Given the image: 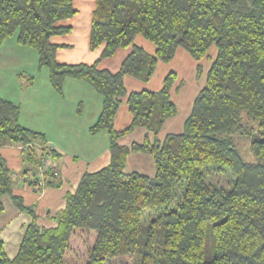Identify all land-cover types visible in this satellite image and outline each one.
I'll return each mask as SVG.
<instances>
[{
	"label": "trees",
	"instance_id": "trees-1",
	"mask_svg": "<svg viewBox=\"0 0 264 264\" xmlns=\"http://www.w3.org/2000/svg\"><path fill=\"white\" fill-rule=\"evenodd\" d=\"M75 13L73 0H0V48L15 37L37 51L58 91L73 77L102 96L90 132H107L111 161L83 174L56 226L40 227L35 211L13 193L12 171L0 152V197L10 195L34 219L13 259L0 240V264H264V0H96L91 49L103 46L101 58H107L133 45L116 72L58 62L59 45L51 38L70 32L58 22ZM138 35L155 45L154 54L134 45ZM180 47L198 62L217 49L183 131L121 145L139 127L157 135L178 111L170 95L175 72L158 91L128 93L125 76L149 81ZM126 96L132 121L118 130L115 117ZM20 114L19 104L0 95V148L45 141L20 123ZM242 136L254 161L236 145ZM23 151L34 167L56 155L45 147L40 154ZM135 152L153 156L154 175L126 172ZM224 169L233 176L227 186L207 180ZM45 174V184L53 185L57 172Z\"/></svg>",
	"mask_w": 264,
	"mask_h": 264
},
{
	"label": "crops",
	"instance_id": "crops-1",
	"mask_svg": "<svg viewBox=\"0 0 264 264\" xmlns=\"http://www.w3.org/2000/svg\"><path fill=\"white\" fill-rule=\"evenodd\" d=\"M73 3L76 13L71 18L58 22L59 26H69L70 32L57 34L51 38L53 43L59 45L56 54L58 62L63 64L97 63L101 69L118 71L123 60L132 51L133 45L119 48L111 57L101 58L103 46L97 49L90 47V33L96 0H73ZM134 45L142 47L150 54H154L156 50L155 45L142 35L136 37ZM8 49L16 50L11 58L7 55ZM25 49L28 48L19 45L15 37L8 40L0 48V67L8 63L7 60L18 63L29 61L27 58L29 52ZM216 55L217 49L212 47L209 56L198 62L180 47L172 61L158 63L156 71L149 81H141L130 75L125 76L124 82L128 93L141 90L158 91L163 87L166 76L170 72H175L178 78L170 95L178 111L175 116L166 120L157 135L139 127L130 134L122 136L118 142L121 145L131 146L133 143H143L146 138L151 142L156 137L163 141L170 133H181L185 121L192 111L195 98L205 86L207 73ZM33 77L34 75H29V81H32ZM47 79L49 81V76ZM84 91L86 92L81 90L64 92L61 96L62 100L59 104L62 107V113L59 114V120L62 123H70L71 117L74 116L81 120L83 113L86 115L81 121V130L77 128L64 135L69 139V147H66V151L61 149V145H58L59 141L51 135L48 126L50 120L46 119L43 112L37 109L40 103L45 104L48 100L57 103L59 98L57 99L55 92H16V94L0 92V95L5 99L20 105V123L28 129L43 133L45 141L42 144L51 152L53 150L56 153L55 156L49 154L45 157L49 160V168L53 172H57L58 177L53 185H45L42 190L37 191L23 180V176L38 167H34L26 160V152L21 148V143L4 145L0 148L2 156L12 171L13 193L21 196L25 207L35 211L36 221L40 227L56 226L57 215L66 206L67 193L77 189L83 174L98 171L111 161L108 134L104 131L99 134L90 132V127L101 113L103 98L98 92H92L90 88H85ZM41 98L44 99V102ZM25 102L29 103L27 111L24 110ZM59 120L57 119L58 123ZM84 120L86 121L84 122ZM131 121L132 115L126 96L122 99L116 114L115 126L118 130H122L127 128ZM44 147H35L34 149L40 154L41 148ZM125 170L128 173L136 171L152 176L156 172L154 158L152 155L142 152L130 153ZM0 205L2 206V210H0V240L3 243L6 256L13 259L19 251L27 227L34 219L28 212L20 210L8 194L0 197Z\"/></svg>",
	"mask_w": 264,
	"mask_h": 264
},
{
	"label": "rangeland",
	"instance_id": "rangeland-1",
	"mask_svg": "<svg viewBox=\"0 0 264 264\" xmlns=\"http://www.w3.org/2000/svg\"><path fill=\"white\" fill-rule=\"evenodd\" d=\"M10 37L6 40V42L3 44V46L7 43L8 40H10ZM25 50H28L29 54L27 55V58L29 61H23V62H12V61H6L8 63H5V65L0 67V92L2 93H13L16 94V92H55V96H57V103H55L52 100H48L47 103L43 104L40 103L39 107L37 108L39 111H42L45 115V118L50 120L48 123V126L50 127V133L53 137H55L59 144L61 145V149L66 151V147H69L68 144V138H66L64 135L68 132L75 131L77 128L80 129L81 121L85 118V114L83 113V117L81 120L79 118L71 117L72 121L70 123H62L59 120V114L62 113V110L60 107V100H62L61 96L64 92H86L84 91L85 88H90L92 92L95 91L86 81L68 77L63 83V90L60 92L58 91L51 83L50 78L48 81V76L50 75L49 69L47 67H41L37 61L38 54L37 51L30 46H26ZM8 56L11 58L13 57L16 50L14 49H8ZM22 73V74H20ZM20 74V75H19ZM29 75H34L32 81H29ZM35 80V84H34ZM46 98V96H45ZM51 99V98H49ZM41 100L44 102V99L41 98ZM28 102H25L24 104V110H28ZM69 116V115H67ZM59 120V123L57 121ZM86 120H84L85 122ZM83 122V123H84ZM59 127V130H58ZM103 132V131H101ZM106 132V131H104ZM100 133V132H99ZM97 133V134H99ZM107 133V132H106ZM236 145L239 148L243 158L247 161H254L255 156L251 152L249 148V139L247 136L242 137H236ZM232 173L224 169L221 172H217L213 174V176H207V180L209 182H213L219 185L222 184L224 186H227L230 179H231ZM233 177V176H232ZM111 264H124L122 260H115L112 261Z\"/></svg>",
	"mask_w": 264,
	"mask_h": 264
},
{
	"label": "built area",
	"instance_id": "built-area-1",
	"mask_svg": "<svg viewBox=\"0 0 264 264\" xmlns=\"http://www.w3.org/2000/svg\"><path fill=\"white\" fill-rule=\"evenodd\" d=\"M20 146L22 149L26 150L34 149L35 147H44L45 145L41 142H31L27 145L20 144ZM47 169H49V160L46 157H43L42 160H40L37 170L27 174L26 176H23V180L32 185L35 190H42L46 185V181L48 180L45 174Z\"/></svg>",
	"mask_w": 264,
	"mask_h": 264
}]
</instances>
